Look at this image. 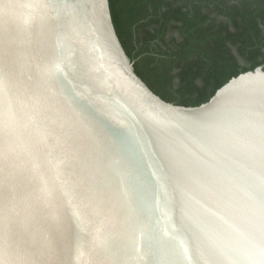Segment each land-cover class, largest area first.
<instances>
[{
    "label": "water",
    "instance_id": "95a60500",
    "mask_svg": "<svg viewBox=\"0 0 264 264\" xmlns=\"http://www.w3.org/2000/svg\"><path fill=\"white\" fill-rule=\"evenodd\" d=\"M0 264H264V68L185 106L108 0H0Z\"/></svg>",
    "mask_w": 264,
    "mask_h": 264
},
{
    "label": "trees",
    "instance_id": "16d2710c",
    "mask_svg": "<svg viewBox=\"0 0 264 264\" xmlns=\"http://www.w3.org/2000/svg\"><path fill=\"white\" fill-rule=\"evenodd\" d=\"M135 72L160 97L205 102L229 78L264 68V0H108Z\"/></svg>",
    "mask_w": 264,
    "mask_h": 264
}]
</instances>
